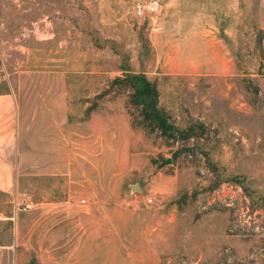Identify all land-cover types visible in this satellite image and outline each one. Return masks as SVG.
<instances>
[{
  "label": "rangeland",
  "instance_id": "1",
  "mask_svg": "<svg viewBox=\"0 0 264 264\" xmlns=\"http://www.w3.org/2000/svg\"><path fill=\"white\" fill-rule=\"evenodd\" d=\"M136 1L0 0V94L25 110L28 92L65 90L68 140L94 141L71 180L17 198L34 206L2 228L0 264H264V0H159L145 18ZM132 74L189 137L140 128L111 85Z\"/></svg>",
  "mask_w": 264,
  "mask_h": 264
},
{
  "label": "crops",
  "instance_id": "2",
  "mask_svg": "<svg viewBox=\"0 0 264 264\" xmlns=\"http://www.w3.org/2000/svg\"><path fill=\"white\" fill-rule=\"evenodd\" d=\"M26 95L28 101L24 110L20 93L16 95L10 91L0 94V199L5 200V207L9 211L7 214L0 212V232L3 227L8 228V225L15 221L17 213L14 212L12 205L15 198L32 199L33 195L46 193L47 185L39 189L37 183L39 179L52 181L64 177L71 180L73 178L71 173L76 172V169L72 170L73 168L77 165L80 167L84 161L93 162L92 158H94L93 140L77 138L71 141L67 138L68 102L65 90L62 92L32 91ZM131 121L128 118L126 127L129 130L132 128ZM73 127L77 129L76 126ZM71 148H78L79 151ZM108 179L114 180L112 176ZM135 186L139 189V195L142 189L145 190L139 184L128 185L129 196ZM108 194L111 200L106 204L111 205L113 194L107 192L106 196ZM163 195H166V198L171 197V195L167 196L168 194ZM54 198L42 197L36 200V204L40 209L51 210L57 206L67 205V200L71 199L67 195L64 199ZM88 199L91 201L84 200L82 203L79 200L78 203L87 204L90 209L100 204V202H93L92 198ZM134 201H137L136 195ZM7 204L12 208L11 213ZM161 207L164 205H157L155 210L158 212ZM3 239L4 236L0 237V240Z\"/></svg>",
  "mask_w": 264,
  "mask_h": 264
},
{
  "label": "trees",
  "instance_id": "3",
  "mask_svg": "<svg viewBox=\"0 0 264 264\" xmlns=\"http://www.w3.org/2000/svg\"><path fill=\"white\" fill-rule=\"evenodd\" d=\"M111 85L127 88L129 105L139 119L138 125L144 131L158 133L160 137L172 141L190 136L188 131L175 128L169 117L160 110L157 86L150 83L144 75L132 74L124 78L117 77ZM133 113L130 112L132 120Z\"/></svg>",
  "mask_w": 264,
  "mask_h": 264
},
{
  "label": "built area",
  "instance_id": "4",
  "mask_svg": "<svg viewBox=\"0 0 264 264\" xmlns=\"http://www.w3.org/2000/svg\"><path fill=\"white\" fill-rule=\"evenodd\" d=\"M162 8L161 2L159 0H138L133 5V15L137 18L153 17L155 16L160 9ZM84 201H82L83 203ZM152 200L148 199L147 203H151ZM14 211L15 213L26 212L33 208L34 203L31 201L27 202H18V199L13 200Z\"/></svg>",
  "mask_w": 264,
  "mask_h": 264
},
{
  "label": "water",
  "instance_id": "5",
  "mask_svg": "<svg viewBox=\"0 0 264 264\" xmlns=\"http://www.w3.org/2000/svg\"><path fill=\"white\" fill-rule=\"evenodd\" d=\"M223 24V21H221L220 22V25H222ZM171 163V160L170 159H165L163 162H162V165L164 166V165H169ZM135 187H137V186H135Z\"/></svg>",
  "mask_w": 264,
  "mask_h": 264
}]
</instances>
